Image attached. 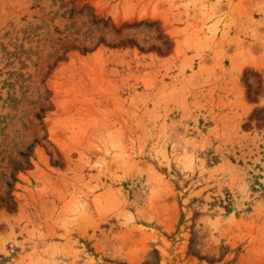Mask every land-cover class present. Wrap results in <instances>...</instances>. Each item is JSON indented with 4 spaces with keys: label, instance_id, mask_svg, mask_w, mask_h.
Wrapping results in <instances>:
<instances>
[{
    "label": "rangeland",
    "instance_id": "rangeland-1",
    "mask_svg": "<svg viewBox=\"0 0 264 264\" xmlns=\"http://www.w3.org/2000/svg\"><path fill=\"white\" fill-rule=\"evenodd\" d=\"M0 264H264V0H0Z\"/></svg>",
    "mask_w": 264,
    "mask_h": 264
}]
</instances>
